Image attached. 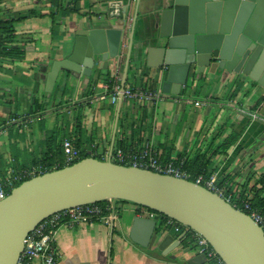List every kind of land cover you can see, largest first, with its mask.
Instances as JSON below:
<instances>
[{"label":"crops","instance_id":"crops-1","mask_svg":"<svg viewBox=\"0 0 264 264\" xmlns=\"http://www.w3.org/2000/svg\"><path fill=\"white\" fill-rule=\"evenodd\" d=\"M112 1L117 5L111 15L128 5V19L138 5L124 88L161 92L154 69L141 58L143 12L161 0H0V18L11 22L12 44L23 50L20 56L0 58V181L9 171L41 165L43 157L61 148L65 137L83 153L102 159L117 148L127 154L139 151L147 140L161 161L183 160L192 175L204 167L205 176L215 174L220 185L264 211L260 87L215 81L183 88L179 94L161 92L158 99L119 95L112 102L114 88L105 89L106 77L117 71L112 79L121 87L123 56L109 68L95 67L91 76L73 77L61 70L52 92L44 91L52 61L71 52L78 29L90 21L102 22L98 20L107 15ZM109 21L117 24L120 19ZM115 204L113 226L98 220L58 226L57 264H199L201 258L194 256L196 248L186 237L181 243L185 252L176 248L165 256L133 242L128 233L139 214L136 205Z\"/></svg>","mask_w":264,"mask_h":264},{"label":"water","instance_id":"water-1","mask_svg":"<svg viewBox=\"0 0 264 264\" xmlns=\"http://www.w3.org/2000/svg\"><path fill=\"white\" fill-rule=\"evenodd\" d=\"M115 5L108 3L107 15L98 20L102 22L78 29L71 52L52 61L45 75L47 94L61 70L73 77L91 76L95 67L109 68L123 56L124 89L138 5L129 19L128 5L111 15ZM157 5L149 4L143 12L141 58L154 69L162 93L179 94L215 81L247 82L264 90V0H161ZM113 17L120 22H110ZM107 199L136 205L139 214L132 218L128 236L161 256L186 250L182 236L163 225L159 215L205 237L227 264H264L261 227L205 186L93 156L32 176L0 200V264H16L25 235L46 216ZM142 207L155 214L143 215ZM194 256L204 264V255Z\"/></svg>","mask_w":264,"mask_h":264},{"label":"built area","instance_id":"built-area-1","mask_svg":"<svg viewBox=\"0 0 264 264\" xmlns=\"http://www.w3.org/2000/svg\"><path fill=\"white\" fill-rule=\"evenodd\" d=\"M117 76V71L112 73V78ZM114 90L110 95L112 102H115L119 95L132 100L147 101L158 99L161 92L146 91L139 88L120 89L118 85L113 86ZM105 89L108 90V84ZM63 151L62 163L69 165L80 158V149L75 146L72 139L65 137L61 141ZM105 159L140 168L150 169L163 174H170L176 177L189 179L192 177L198 184L222 197L225 201L248 214L262 229L264 234V211L254 207L249 199H242L229 191L225 186L220 185L215 174L205 176L203 173L192 175L183 165L184 161H161L156 150L150 141H144L142 148L133 153H125L121 148L110 150ZM114 159V160H113ZM57 163L54 164V167ZM46 167L39 165L33 168H23L15 172L9 171L0 181V200L3 199L16 185L22 181L43 173ZM118 209L115 200H103L75 205L69 208L58 210L39 221L23 239V247L19 253L16 264H57L58 253L54 246V235L61 224L72 225L74 223L101 221L106 225L113 226L117 218ZM143 215L152 217L155 212L145 207L141 208ZM165 226L171 228L177 235L184 239L189 234L191 243L194 244L197 253L204 255V264H227L209 244L207 239L189 227L177 222L170 217L159 219Z\"/></svg>","mask_w":264,"mask_h":264},{"label":"trees","instance_id":"trees-1","mask_svg":"<svg viewBox=\"0 0 264 264\" xmlns=\"http://www.w3.org/2000/svg\"><path fill=\"white\" fill-rule=\"evenodd\" d=\"M14 40H15V33H14L13 28H12L11 22L6 20V19L0 18V58L5 57V56L15 57V56L22 55L23 50L19 46L12 44V42ZM106 82L108 84V90H111V88H113V85H114V80L112 79L111 76H107L106 77ZM234 139H235V136L229 138L228 140H226L223 143V147H226L227 145L231 144ZM49 154H47L41 160V165L46 167L45 168L46 170L44 172L51 171V170H54V169H59V168H62V167L65 166L62 163V159H63L62 148L59 147L58 151H56V152L54 151L52 153V155H49ZM59 154L62 155L61 158H60ZM52 156H54V158H52ZM88 156L89 155L87 153H83L80 150V158L75 160L74 162H76V161H78V160H80L82 158L88 157ZM93 157L103 160L102 158L97 157V156H93ZM74 162H72V163H74ZM56 163H57V166L54 167V164H56ZM197 165L199 166V164H197ZM183 167L186 169L185 163H184ZM204 172H205L204 167H202V168L200 167V168H198V170H195L194 174H196V175L200 174V173L204 174ZM190 179L194 180L192 177ZM161 217L164 218L165 216L161 215ZM187 236H189V234H186V237ZM189 242H192L191 239H190Z\"/></svg>","mask_w":264,"mask_h":264},{"label":"rangeland","instance_id":"rangeland-1","mask_svg":"<svg viewBox=\"0 0 264 264\" xmlns=\"http://www.w3.org/2000/svg\"><path fill=\"white\" fill-rule=\"evenodd\" d=\"M114 160V159H113ZM117 205L118 206H121V205H123V206H135L133 203H131V202H129V201H126V200H120V199H118L117 200ZM186 239H187V242H189L190 241V236H187L186 237Z\"/></svg>","mask_w":264,"mask_h":264}]
</instances>
